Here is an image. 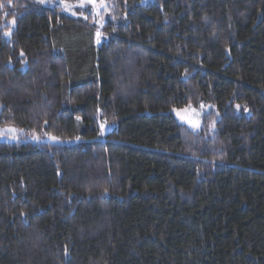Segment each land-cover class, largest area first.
<instances>
[{
    "label": "trees",
    "instance_id": "trees-1",
    "mask_svg": "<svg viewBox=\"0 0 264 264\" xmlns=\"http://www.w3.org/2000/svg\"><path fill=\"white\" fill-rule=\"evenodd\" d=\"M103 2L0 0V127L69 141H0V264H264V0Z\"/></svg>",
    "mask_w": 264,
    "mask_h": 264
},
{
    "label": "rangeland",
    "instance_id": "rangeland-1",
    "mask_svg": "<svg viewBox=\"0 0 264 264\" xmlns=\"http://www.w3.org/2000/svg\"><path fill=\"white\" fill-rule=\"evenodd\" d=\"M49 5H61L66 12L72 13L76 7L86 8L89 7L90 11L97 18L101 10L104 8L103 0H76L74 2L68 0H43ZM99 21V20H98ZM211 106L201 105L185 106L182 108H173L170 112L176 118V120L186 125L192 130H200L202 126L203 115L210 110ZM102 135L110 132L114 129L111 125H102ZM27 136V137H26ZM20 140H29L32 142H69L68 140H62L55 136L39 137L36 135H26L15 126H2L0 127V141L17 142Z\"/></svg>",
    "mask_w": 264,
    "mask_h": 264
},
{
    "label": "snow or ice",
    "instance_id": "snow-or-ice-1",
    "mask_svg": "<svg viewBox=\"0 0 264 264\" xmlns=\"http://www.w3.org/2000/svg\"><path fill=\"white\" fill-rule=\"evenodd\" d=\"M13 23H14V21H13Z\"/></svg>",
    "mask_w": 264,
    "mask_h": 264
}]
</instances>
